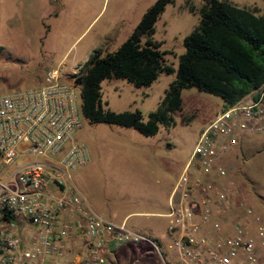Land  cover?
I'll return each instance as SVG.
<instances>
[{
	"label": "rangeland",
	"instance_id": "1",
	"mask_svg": "<svg viewBox=\"0 0 264 264\" xmlns=\"http://www.w3.org/2000/svg\"><path fill=\"white\" fill-rule=\"evenodd\" d=\"M155 1L0 0V92L43 85L48 70L60 66L74 80L94 50L103 54L116 50ZM229 1L244 8L258 7L264 14V0ZM203 3L175 0L155 24L153 38L161 42L166 63L176 69L186 49L185 37L199 24ZM175 78L176 73H162L142 87L126 79H106L104 105L116 112L139 110L147 121ZM182 97L181 109L173 113L175 124H160L154 135L132 126L92 123L84 117L74 140L87 144L91 158L71 171L73 185L97 214L144 232L161 245L169 264L174 263L166 250L169 219L164 213L169 212V192L202 131L226 108L221 97L197 87L183 89ZM223 161L229 168L225 181L233 182L239 198L264 217V130L240 132L223 151ZM147 248L135 264L161 262L162 257ZM129 253L121 249L113 263H129ZM258 264H264V248Z\"/></svg>",
	"mask_w": 264,
	"mask_h": 264
},
{
	"label": "built area",
	"instance_id": "2",
	"mask_svg": "<svg viewBox=\"0 0 264 264\" xmlns=\"http://www.w3.org/2000/svg\"><path fill=\"white\" fill-rule=\"evenodd\" d=\"M82 103L80 84L62 66L43 85L0 92V264H114L118 251L141 244L169 264L160 244L97 214L73 185L71 171L91 158L74 140ZM263 130L264 85L202 131L166 214L173 264H258L264 217L225 181L223 151L240 132Z\"/></svg>",
	"mask_w": 264,
	"mask_h": 264
},
{
	"label": "trees",
	"instance_id": "3",
	"mask_svg": "<svg viewBox=\"0 0 264 264\" xmlns=\"http://www.w3.org/2000/svg\"><path fill=\"white\" fill-rule=\"evenodd\" d=\"M174 1L156 0L116 50L103 54L96 49L84 63L75 81L81 86L83 115L90 122L132 126L154 135L160 124H175L173 113L183 105L185 88L197 87L219 96L228 107L264 85V14L258 7L244 8L229 0H203L201 19L185 37L186 49L176 69L166 63L161 42L153 38L159 16ZM162 73H176V78L147 121L139 110L116 112L105 107L104 80L126 79L142 87L154 83ZM147 247H126L131 254L126 264H135Z\"/></svg>",
	"mask_w": 264,
	"mask_h": 264
},
{
	"label": "crops",
	"instance_id": "4",
	"mask_svg": "<svg viewBox=\"0 0 264 264\" xmlns=\"http://www.w3.org/2000/svg\"><path fill=\"white\" fill-rule=\"evenodd\" d=\"M174 188V186H173ZM173 188L171 189V191L169 192V195H168V198H167V203L170 205V196H171V193H172V190ZM155 214V213H154ZM156 214H163V213H156ZM164 215L166 216V214L164 213ZM167 217V216H166Z\"/></svg>",
	"mask_w": 264,
	"mask_h": 264
}]
</instances>
